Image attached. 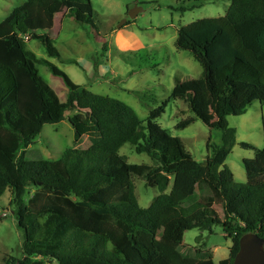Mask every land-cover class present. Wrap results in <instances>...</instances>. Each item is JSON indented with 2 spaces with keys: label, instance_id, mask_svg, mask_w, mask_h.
<instances>
[{
  "label": "trees",
  "instance_id": "1",
  "mask_svg": "<svg viewBox=\"0 0 264 264\" xmlns=\"http://www.w3.org/2000/svg\"><path fill=\"white\" fill-rule=\"evenodd\" d=\"M186 1L198 8L225 0ZM229 1L224 16L181 27L175 40L201 74L176 78L170 99L183 101L196 119L221 132V145L208 140L203 162L157 123L169 100L143 122L126 104L74 84L53 63L27 50L26 42L37 41L48 58L59 59L52 33L65 16L98 34L90 0H25L0 22V198L9 190L23 233L22 259L5 256L2 264H215L210 255L199 259L176 246L186 231L211 233L216 225L231 239L228 258L218 264H233L244 234L264 239V150L239 144L253 152L242 160L243 184L225 165L236 142L227 118L245 114L255 102L264 105V0ZM142 57L136 53L132 59ZM39 65L62 78L65 102L42 79ZM158 65L144 66L160 72ZM200 85L213 118L203 110ZM65 119L74 144L58 160H45L30 149L44 125ZM193 122L186 119L177 128ZM127 144L147 155L151 165L127 163L119 154ZM134 178L159 192L146 209L138 204ZM27 189L32 192L26 197Z\"/></svg>",
  "mask_w": 264,
  "mask_h": 264
},
{
  "label": "rangeland",
  "instance_id": "2",
  "mask_svg": "<svg viewBox=\"0 0 264 264\" xmlns=\"http://www.w3.org/2000/svg\"><path fill=\"white\" fill-rule=\"evenodd\" d=\"M25 0H0V22L13 8ZM93 8V23L98 30H85L74 23L69 16L56 23L52 37L59 59L48 58L37 41L26 42V48L37 59H46L63 71L77 85L90 92L107 96L126 104L134 110L139 120L145 122L149 112L157 108L161 101L169 100L164 114L157 123L172 137L179 138L194 160L203 162L207 155L206 144L221 145V132L210 130L189 111L183 101L170 99L175 79H197L201 74L200 65L187 53L175 47L177 32L194 21L203 18L224 16L230 1H216L193 8L186 0H90ZM134 8L141 9L134 18L128 13ZM185 9V11H182ZM122 24L120 28L118 25ZM140 53V60L132 57ZM157 62L160 72L146 68L149 62ZM39 73L46 84L57 94L60 102H65L68 90L61 77L52 75L42 65ZM203 100V110L213 118L210 100L202 85L199 86ZM76 112L66 114V117ZM194 122L186 128L177 125L186 119ZM228 126L236 131V142L225 161L234 181L246 182L242 166L243 159H251L253 152L243 150L240 143H247L264 150V105L253 103L245 114L227 118ZM74 144V131L68 120L58 124L44 125L40 135L30 149L37 150L43 159L55 161L66 149ZM129 164H148L145 154H137L130 145L119 150ZM134 193L141 208L146 209L159 195L143 180L134 178ZM171 186V184H170ZM170 186L165 191L168 193ZM26 190V197L31 193ZM188 199L185 205L191 203ZM23 233L16 226L14 207L11 205L9 190L0 198V264L2 259H22ZM174 246L172 242H166ZM231 239H225L220 226L212 232L198 229L188 230L183 235L182 244L176 248L184 255L206 259L210 255L215 264L228 258ZM202 253H195V251ZM200 255V256H198ZM45 264H51L46 262Z\"/></svg>",
  "mask_w": 264,
  "mask_h": 264
},
{
  "label": "water",
  "instance_id": "3",
  "mask_svg": "<svg viewBox=\"0 0 264 264\" xmlns=\"http://www.w3.org/2000/svg\"><path fill=\"white\" fill-rule=\"evenodd\" d=\"M141 9L134 8L128 15L134 18ZM122 24L118 25L120 28ZM233 264H264V239L255 234H244L239 240V249Z\"/></svg>",
  "mask_w": 264,
  "mask_h": 264
},
{
  "label": "built area",
  "instance_id": "4",
  "mask_svg": "<svg viewBox=\"0 0 264 264\" xmlns=\"http://www.w3.org/2000/svg\"><path fill=\"white\" fill-rule=\"evenodd\" d=\"M24 40H27V37H24Z\"/></svg>",
  "mask_w": 264,
  "mask_h": 264
}]
</instances>
